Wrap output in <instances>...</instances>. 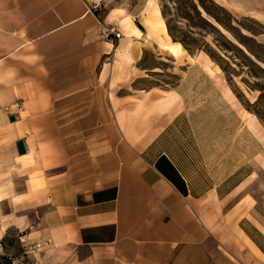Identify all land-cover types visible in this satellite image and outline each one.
Masks as SVG:
<instances>
[{"label": "crops", "instance_id": "0c3cea01", "mask_svg": "<svg viewBox=\"0 0 264 264\" xmlns=\"http://www.w3.org/2000/svg\"><path fill=\"white\" fill-rule=\"evenodd\" d=\"M139 2L0 0L1 237L40 245L38 264H264V193L243 181L187 195L156 149L181 112H138L156 89L112 87L148 77L150 49L128 46L142 36L123 19Z\"/></svg>", "mask_w": 264, "mask_h": 264}, {"label": "rangeland", "instance_id": "374dc122", "mask_svg": "<svg viewBox=\"0 0 264 264\" xmlns=\"http://www.w3.org/2000/svg\"><path fill=\"white\" fill-rule=\"evenodd\" d=\"M123 19L142 36L126 39L128 46L143 43L141 50L150 49L144 58L149 72L145 80L136 82L127 76L112 87L127 86L137 96L156 89L161 96L154 102L144 96L138 112L147 109L148 115L157 111L171 116L181 112L156 149L177 165L186 194L199 196L214 188L227 191L245 181L248 190L260 197L264 193V0H142ZM119 33L125 39V31ZM168 42L181 44L178 57L161 51ZM122 69L116 67L117 74ZM172 90L180 95L169 93ZM1 236L0 258L11 264L14 260L38 264L25 253L17 230Z\"/></svg>", "mask_w": 264, "mask_h": 264}, {"label": "built area", "instance_id": "2783aa9c", "mask_svg": "<svg viewBox=\"0 0 264 264\" xmlns=\"http://www.w3.org/2000/svg\"><path fill=\"white\" fill-rule=\"evenodd\" d=\"M109 36H111L114 40H119L121 38V34L119 32H116L114 29L110 30ZM5 112L7 115L14 116L17 119V117L21 116L23 112V107L21 104L17 103L13 106V108L6 107ZM38 248H40V245H34L32 246V248H29V249L27 248L25 253L27 255L32 254ZM13 264H22V262L18 260H14Z\"/></svg>", "mask_w": 264, "mask_h": 264}, {"label": "bare ground", "instance_id": "6f19581e", "mask_svg": "<svg viewBox=\"0 0 264 264\" xmlns=\"http://www.w3.org/2000/svg\"><path fill=\"white\" fill-rule=\"evenodd\" d=\"M162 23V22H161ZM128 25V24H127ZM126 25V26H127ZM163 27V25H162ZM150 45L152 44L151 41L148 42ZM162 52H169L173 56L178 57L182 53V46L179 43H165L161 46ZM127 55V54H126Z\"/></svg>", "mask_w": 264, "mask_h": 264}, {"label": "water", "instance_id": "95a60500", "mask_svg": "<svg viewBox=\"0 0 264 264\" xmlns=\"http://www.w3.org/2000/svg\"><path fill=\"white\" fill-rule=\"evenodd\" d=\"M15 119H16V118H15L14 116H12V117L10 118V120H11L12 122H14ZM17 148H18V153H19L20 155H25V154H27L26 146H25V144H24L23 141H19V142L17 143Z\"/></svg>", "mask_w": 264, "mask_h": 264}, {"label": "trees", "instance_id": "16d2710c", "mask_svg": "<svg viewBox=\"0 0 264 264\" xmlns=\"http://www.w3.org/2000/svg\"><path fill=\"white\" fill-rule=\"evenodd\" d=\"M0 264H11V261L7 262L6 259L0 258Z\"/></svg>", "mask_w": 264, "mask_h": 264}]
</instances>
